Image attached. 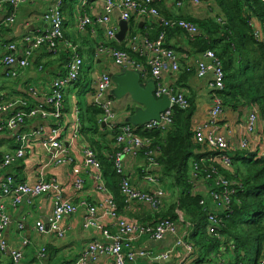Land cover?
Returning <instances> with one entry per match:
<instances>
[{
	"label": "built area",
	"instance_id": "2783aa9c",
	"mask_svg": "<svg viewBox=\"0 0 264 264\" xmlns=\"http://www.w3.org/2000/svg\"><path fill=\"white\" fill-rule=\"evenodd\" d=\"M34 0H0V10L3 3L8 2L12 10L0 19V31L4 27L12 25L15 21L17 7L24 2ZM164 0H102V12L95 18V23L105 26V35L108 41L116 39L118 26L111 24V14L114 10L119 11L120 20L129 21L132 15L144 19H153L162 26V30L154 38L145 35L132 34L128 40L127 47L142 57L149 67L150 76L154 83L153 95L156 99L166 96L169 100L167 108L159 114L158 119H150L141 124V130L166 131L173 122L174 108L186 109L190 106L189 98L184 91L165 84L163 72L166 68L173 71L179 70V56L176 51L165 45V28H180L192 39L199 34L198 26L188 20L178 17L166 18L162 16L157 4ZM86 0H81L85 4ZM193 5H199L203 0H189ZM264 3V0H261ZM63 0H53L42 14L46 27L36 33L26 34L21 41L22 51L19 56L16 43L7 42L5 53L0 63L6 68V77H16L18 71L28 66V60L33 52L42 45H46L50 52L58 51L61 41L63 46L70 51L65 63L63 75L54 78L50 83V93L46 96L44 103L29 104L24 99L7 101L0 96V134H13L16 141L15 148L11 151L0 150V252L8 255L13 264H18L23 258V250L29 241L24 238L19 247H12L4 237L5 230L12 223L7 209L2 200L8 199L16 209L20 204L32 205L34 200L42 195H47L53 200L52 210L47 217L48 228L45 221L39 219L34 223V229L38 233L56 232L60 237L64 230L60 222L66 216L76 213L80 207L84 209L82 227L84 229H97L102 236L99 240L90 242L79 254L77 259L70 264H89L97 259V256L108 255L112 258L113 264H128L137 257L149 259H167L171 251L155 254L150 250L132 251L131 243L141 235H148L153 240H161L167 234L177 232L178 223L184 222L181 213L178 212L177 221L167 219L159 220L156 223L140 222L135 219H126L118 214L117 204L113 195L108 191L103 180L101 165L96 159L94 150L87 145H82L81 151L86 165L94 167V178L97 189L102 193L103 198L96 202L73 203L60 196V186L56 178L46 176L48 166H57L71 161L69 146L64 139L66 126L61 122L63 114V100L67 89L72 86L82 73L83 59L76 51L73 44L64 41L63 36ZM176 6L182 5V0H175ZM81 6V8H82ZM78 17V29L84 30L92 23V20L83 9ZM107 51L115 65L122 68L138 67V60L133 59L126 50L118 48L98 46L96 53ZM210 74L209 86L212 89V102L207 112V119L194 129V140L205 145L207 152L199 158V162L193 161L191 176L202 178L204 182L212 184L208 190L213 207L217 211H210L206 200L201 197L199 202L207 208L208 231L217 235L216 226L221 221L219 211L228 209L231 195L235 192L236 182L221 173L217 166L231 167V156L227 151L230 148L228 138L218 127V120L223 112L222 100L219 95L224 88V74L219 58L213 50L207 49L201 53L196 61V75L200 78ZM111 78L102 73L95 77L91 88V103L101 113L99 123L113 132L114 151L107 153L106 157L111 162L113 171L120 176V194L126 204L137 202L146 204L152 211H158L163 206L167 196V190L163 187L159 177L155 173L158 163L154 158L155 149L150 148L152 142L141 137L133 126L127 123H115V111L113 100L109 95ZM74 119L71 122L69 138L73 143L77 141L80 133V118L78 106L73 108ZM32 120L51 121L46 127L38 126L31 132H20L19 129ZM257 115L254 111L248 114L246 130L248 135L253 134L256 129ZM38 142L47 159L40 165L37 178L34 182L19 181L9 168L18 160L23 159L31 147V144ZM246 138L239 142L238 148L249 147ZM144 148L146 165L142 172V179L149 184L150 190L140 189L133 185L125 173V160L127 156H135ZM202 165V168H201ZM83 185L81 178L74 180L76 189ZM180 213V214H179ZM109 219L115 223V230L102 226V221ZM18 230H24L22 222L17 225ZM176 245L185 247V258L193 251L191 243L178 238ZM46 255L45 247L37 251L36 264H43ZM177 264H181V260ZM264 264V254L259 260Z\"/></svg>",
	"mask_w": 264,
	"mask_h": 264
},
{
	"label": "crops",
	"instance_id": "0c3cea01",
	"mask_svg": "<svg viewBox=\"0 0 264 264\" xmlns=\"http://www.w3.org/2000/svg\"><path fill=\"white\" fill-rule=\"evenodd\" d=\"M51 1L53 0H34L33 2H24L18 5L14 23L2 28L0 31V59L5 53V47L3 46L5 43H16L20 56L23 48L21 43L23 36L30 34V32L36 33L38 30L46 27V22L43 20L42 14ZM174 1L164 0L159 2L157 4L159 13L162 16H182L183 18H203L214 15L211 8L205 16L201 15L196 8L197 6L191 4L189 0L182 1V5L179 7L174 4ZM80 2L81 0H72L70 7H68V2L66 3L63 9V36L64 41L74 45L78 54L89 64V68L92 66V71L86 73L88 75L90 73L91 75V87H89L90 91L85 97V105L81 104V101L76 96L78 87L81 84L78 86L73 84L67 89L63 100L61 122L66 126L64 139L69 146L68 154L70 155L71 161L62 165L48 166L45 170L47 177H54L58 181L61 191L60 196L77 204L81 202L96 203L103 198L102 193L97 189L96 180L93 176L95 171L94 167L92 165H86L84 162L81 151L82 145L97 142L92 145V148L95 152L96 159L101 165L102 172L103 166L100 159H107L106 154L114 151L115 148L112 133L104 125L102 126L101 123L97 131H89L87 121L93 119L92 110L89 108V106H93L90 93L95 77L106 73L111 78L112 85L108 93L113 100L115 123L130 124L135 128L136 132L139 126L145 122L138 119L146 112V106L137 101L133 97V93L135 90L144 91L150 89L153 94L154 91V83L150 76L149 67L143 59H138V67L122 68L114 64L109 52L103 51L99 54L96 53L98 46L111 47L109 44L113 43L106 38L105 26L96 24L94 21L102 12L103 2L102 0H86L83 6ZM6 3L9 4L8 2L2 4L3 8L0 10V19L9 13L5 8ZM203 3H205L204 5H210V2L207 0H204ZM82 9L89 14L92 20V23L84 30L78 29V17L83 12L81 11ZM119 21V11L114 10L111 14V24L113 26H119ZM154 22L156 21L153 19L147 20L132 15L128 21L125 38L121 41L115 39L116 45L121 46L124 44L127 47L128 40L132 35L130 29L133 28L135 31L134 34L140 35L141 32L136 28L145 25L144 30H148ZM131 23H133L132 28L130 27ZM189 39L185 32L169 38V43L174 46V50L179 56V70L173 71L170 68H166L163 72V81L165 84L184 91L192 101L194 111L190 125L194 130L207 119V112L212 102V89L208 85L210 74L202 78L196 75V61L202 52L192 53ZM63 44L64 42L61 41L58 46V51L55 52H50L46 45L39 47L29 58L28 66L19 70L16 77H6V68L0 63V77L2 79L0 96L7 101L24 99L29 104L44 103L46 96L50 93L51 81L63 75L65 71L64 66L66 62L61 59V56L62 53L67 52L68 47H64ZM84 82L86 81L82 80L81 83ZM74 106H78L79 116L82 117L83 121L82 123L80 121L79 139L72 143L69 138V133L71 122L74 119ZM242 110L238 112L223 108V112L218 120V127L227 136L230 144L227 152L232 155L235 150L239 149L238 145L242 139H248L249 144H256L259 141V138L255 137L256 135L254 136V133L248 135L246 130L247 117L251 110L249 108ZM242 112L245 113L244 116L238 114ZM99 117L98 115L96 116L98 122ZM50 123V120L47 122L32 120L21 127L19 131L31 132L38 126L46 127ZM262 124L263 120L260 119L259 122L257 121L256 128L261 129ZM238 126L243 136H239L240 131L238 132ZM17 132L15 131L13 134L16 135ZM13 134H0L1 151H11L15 148L16 141L14 140ZM237 139H240V141ZM97 145H100V148ZM207 151L206 149V152L201 153L206 154L208 153ZM46 159L47 157L41 146L38 142H34L28 148L26 156L14 163L9 170L19 181L34 182L37 178L41 162L43 163ZM190 161L192 164L193 160L191 159ZM124 164L125 173L130 182L140 189L150 190L151 186L142 179V172L146 165L144 152L140 150L135 156H127ZM155 170L156 175L159 177L158 167ZM76 178L83 180V185L80 189H76L74 186V180ZM103 180L108 191L114 197L113 191L104 177ZM204 183L207 184L206 182ZM195 187L198 191L196 193H199L211 206L209 208H214L208 194L209 189L207 188L205 190V187L199 183ZM2 202L12 220V223L4 232V237L8 244L12 247H19L24 238H27L29 241L23 250V258L18 264H36L37 251L43 246L46 249L43 264H70L77 259L81 251L90 242L101 239L102 234L99 230L84 229L82 227L84 213L82 207L76 213L62 219L60 227L64 230V234L60 237L56 232L38 233L34 229L36 220L41 219L45 221L44 219L51 213L53 200L49 196L42 195L36 198L32 205L22 203L16 209L10 204L8 199H4ZM152 212L148 205L137 202H131L129 204L124 202L121 212L118 209V214L121 217L146 223L151 222L147 220L141 221L136 216L146 218ZM179 212L182 215V212ZM20 222L24 224V230H18L17 225ZM101 224L110 231H114L116 228L115 223L109 219H104ZM190 231L189 223L184 220V222L178 223L175 234H167L161 240H153L148 235L137 237L131 243L132 251L150 250L158 254L169 250L171 253L167 259L137 257L129 262V264H177L180 260L181 264H229L233 258V254L227 251H222L221 253L212 251L205 256L203 263H197L199 256L193 248V251L185 258V247L183 245L177 246L176 240L182 238L190 243L191 241H189L188 237ZM25 257L28 259L25 260ZM10 261L8 255L0 252V264H10ZM89 264H113V261L110 256L100 254L95 261Z\"/></svg>",
	"mask_w": 264,
	"mask_h": 264
},
{
	"label": "trees",
	"instance_id": "16d2710c",
	"mask_svg": "<svg viewBox=\"0 0 264 264\" xmlns=\"http://www.w3.org/2000/svg\"><path fill=\"white\" fill-rule=\"evenodd\" d=\"M207 1L214 15L203 18L165 17H178L195 23L199 34L189 39L192 53L211 49L219 58L224 74V88L219 93L223 108L238 112L249 108L256 113L257 121H264V3L261 0ZM67 2L68 7L72 5V0H63L62 11ZM5 8L7 12L12 10L7 3ZM144 26L136 29L148 38L156 37L162 30V26L156 22L148 30H144ZM130 30L132 34L135 33L133 28ZM183 32L180 28H165V45L174 49L169 38ZM112 42L109 44L111 47L126 50L135 60L143 59L124 44L117 46L115 40ZM69 53V50L62 53L61 59L66 62ZM81 76L82 73L75 86L81 84ZM189 103L186 109L174 108L172 125L166 131L137 129L141 137L152 142L150 148L156 151L154 158L158 163L159 179L165 190L166 186L169 187L170 198L146 218L136 217L151 224L164 219L177 221L179 210L190 225L188 237L199 256L197 263H203L205 256L212 251H227L233 254L229 264H258L264 254V129H255L254 136L261 132L256 144L233 152L231 167L214 163L221 173L236 182L228 209L219 211L221 221L216 226L215 235L208 231L207 208L199 204L202 196L191 191L190 160L199 162V156L205 154L201 152H206L207 148L194 140V130L190 125L194 106L190 99ZM89 108L93 119L87 123L89 131L95 132L101 125L96 119L101 111L95 106ZM79 118L82 123V117ZM94 143L97 142L91 145ZM97 146L100 148V145ZM146 150L148 148L142 149ZM100 160L103 177L113 191L121 212L124 202L119 189L120 176L113 171L108 159ZM206 203L208 208L211 207ZM210 209L213 212L218 210L215 206Z\"/></svg>",
	"mask_w": 264,
	"mask_h": 264
},
{
	"label": "water",
	"instance_id": "95a60500",
	"mask_svg": "<svg viewBox=\"0 0 264 264\" xmlns=\"http://www.w3.org/2000/svg\"><path fill=\"white\" fill-rule=\"evenodd\" d=\"M127 28H128V21L120 20L118 31L116 32V36H115L117 40L121 41L125 38ZM133 97L137 101L143 103L146 106V112L141 115L140 119H138L141 121L158 119L159 114L163 112L169 104V100L166 96L156 99L150 89H146L144 91L135 90L133 93ZM103 125L104 124L102 123V126ZM44 220H45V227L48 228L47 218H45Z\"/></svg>",
	"mask_w": 264,
	"mask_h": 264
},
{
	"label": "rangeland",
	"instance_id": "374dc122",
	"mask_svg": "<svg viewBox=\"0 0 264 264\" xmlns=\"http://www.w3.org/2000/svg\"><path fill=\"white\" fill-rule=\"evenodd\" d=\"M182 1H184V0H182ZM204 1V0H203ZM174 4H175V1H174ZM205 3H201V4H199V5H197V9H198V11L200 12V14L201 15H206L207 14V11H209V9L211 8L210 7V5H204ZM177 7H179V6H177ZM212 9V8H211ZM159 11V10H158ZM91 72L92 71V66L89 68V64L88 63H86L84 60H83V64H82V76H81V80H83V81H86V82H84V83H81V85L78 87V90H77V92H76V96H77V98H78V100H80L81 101V104H83V105H85V97L87 96V94L89 93V91H90V88L89 87H91V84H90V80H91V75H90V73H89V75L88 74H86L87 72ZM2 79H1V77H0V84L2 83V81H1ZM243 111V110H242ZM240 116L241 115H245V113L244 112H242V113H238ZM259 122V121H258ZM237 123V122H236ZM237 129H238V132L240 131V128H239V126L237 127ZM262 129H264V121H263V124H262V128H261V130ZM259 134H261V132L259 131V133H258V135ZM243 136V133H241V131H240V135L239 136ZM257 135V133H256V136L255 137H257L258 136ZM260 136V135H259ZM258 136V138H260ZM238 141H240V139H237ZM247 141L249 142V140L247 139ZM250 143V142H249ZM90 145V147H92V145L91 144H89ZM89 145H87V146H89ZM256 146V145H255ZM254 146V147H255ZM258 146V145H257ZM256 146V147H257ZM190 182H191V184H192V189H191V191H192V193H196V192H198L197 190H196V187H195V185L196 184H201V185H203L204 187H205V190H207V188L209 189L211 186H212V184H208L207 182V184H205L204 182H203V179L202 178H200V177H198V178H193L192 176H191V179H190ZM166 188H167V198H166V200H168L169 198H170V189H169V187H167L166 186ZM165 200V201H166ZM28 258L27 257H25V260H27ZM128 264H129V262H128Z\"/></svg>",
	"mask_w": 264,
	"mask_h": 264
}]
</instances>
